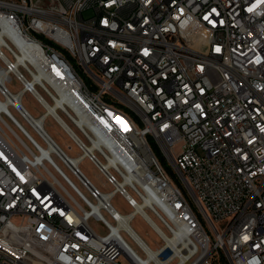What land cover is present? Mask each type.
I'll use <instances>...</instances> for the list:
<instances>
[{
    "label": "built area",
    "instance_id": "1",
    "mask_svg": "<svg viewBox=\"0 0 264 264\" xmlns=\"http://www.w3.org/2000/svg\"><path fill=\"white\" fill-rule=\"evenodd\" d=\"M0 264H264V0H0Z\"/></svg>",
    "mask_w": 264,
    "mask_h": 264
},
{
    "label": "rangeland",
    "instance_id": "2",
    "mask_svg": "<svg viewBox=\"0 0 264 264\" xmlns=\"http://www.w3.org/2000/svg\"><path fill=\"white\" fill-rule=\"evenodd\" d=\"M89 13H86L85 16H88ZM24 106L32 112L34 115L39 116L43 113V110L39 107L35 99L31 95L24 96L23 99ZM45 127L50 135L59 143V145L67 151L70 155L77 156L78 150L73 146L71 140L68 136L63 132V130L55 123L53 119H48L46 121ZM71 148V150H70ZM81 170L91 179L98 187L103 190H109V188H103V179L100 176V173L96 169V167L89 161L84 160L80 164ZM114 206L121 213H130L132 210L126 204V202L120 196H117L113 202ZM93 227L96 230H100V224L92 223ZM133 227L135 230L142 235L146 240L150 242H154L156 240V235L151 230V228L147 225V223L141 218L136 217L133 221Z\"/></svg>",
    "mask_w": 264,
    "mask_h": 264
}]
</instances>
